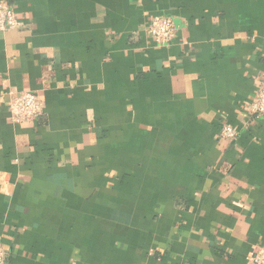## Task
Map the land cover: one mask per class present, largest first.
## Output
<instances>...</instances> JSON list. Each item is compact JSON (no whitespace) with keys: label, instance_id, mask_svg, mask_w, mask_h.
<instances>
[{"label":"crops","instance_id":"obj_1","mask_svg":"<svg viewBox=\"0 0 264 264\" xmlns=\"http://www.w3.org/2000/svg\"><path fill=\"white\" fill-rule=\"evenodd\" d=\"M6 1L22 22L0 31L6 264H245L264 247V0ZM23 90L42 114L15 124Z\"/></svg>","mask_w":264,"mask_h":264},{"label":"built area","instance_id":"obj_2","mask_svg":"<svg viewBox=\"0 0 264 264\" xmlns=\"http://www.w3.org/2000/svg\"><path fill=\"white\" fill-rule=\"evenodd\" d=\"M22 22L15 15L13 7L6 1L0 0V31L18 28ZM148 32L157 44H167L175 36V26L170 17L154 16L148 26ZM8 111L12 123H31L42 114V105L36 94L30 91H9ZM249 113L253 118L264 116V71L257 83L255 96L249 104ZM237 130L223 124L219 128V137L233 140ZM0 264H6L5 252L0 243ZM245 264H264V247L256 246L245 256Z\"/></svg>","mask_w":264,"mask_h":264}]
</instances>
